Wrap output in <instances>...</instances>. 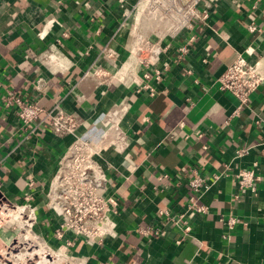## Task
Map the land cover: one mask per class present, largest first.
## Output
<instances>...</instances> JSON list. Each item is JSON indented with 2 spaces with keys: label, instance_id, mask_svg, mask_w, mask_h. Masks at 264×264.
Here are the masks:
<instances>
[{
  "label": "crops",
  "instance_id": "0c3cea01",
  "mask_svg": "<svg viewBox=\"0 0 264 264\" xmlns=\"http://www.w3.org/2000/svg\"><path fill=\"white\" fill-rule=\"evenodd\" d=\"M137 2L0 0V200L24 203L33 193L41 204L67 146L100 140L106 114L117 111L129 139L123 152L106 154L117 233L102 244H68L41 210L38 229L59 250L55 264H264V82L240 108L217 82L239 54L264 69V0H205L207 19L163 38L157 67H169L154 97L133 53L137 34H152L136 11L128 15ZM12 90L45 108L60 104L79 119L76 134L58 137L47 121L33 132L7 101ZM242 168L259 176L256 192L239 187ZM196 170L208 182L196 199L206 212L192 206Z\"/></svg>",
  "mask_w": 264,
  "mask_h": 264
},
{
  "label": "built area",
  "instance_id": "2783aa9c",
  "mask_svg": "<svg viewBox=\"0 0 264 264\" xmlns=\"http://www.w3.org/2000/svg\"><path fill=\"white\" fill-rule=\"evenodd\" d=\"M133 10L137 12V23L144 22L151 27V37L137 34L133 53L138 55L144 69L142 86L154 97L157 93L154 81L155 83L160 81L164 70L169 67L168 61L163 62L164 68L157 67V63L168 49L163 44V38L194 30L198 22L209 17L210 9L205 0H138L128 13L129 16ZM251 30H256V26H251ZM190 39L193 40L194 37ZM188 51V44L179 48L181 53ZM102 54L113 57L115 52L104 49ZM95 72L99 75L104 74L103 69ZM217 82L220 90L236 96L240 108L249 102L252 93L264 82V69L259 61L251 62L239 54L218 75ZM7 101L18 105L20 119L26 125L33 124V132L47 121L56 136L65 137L75 135L80 125L77 116L66 112L60 104L45 108L38 101H25L14 90L8 93ZM104 125L105 131L100 140L76 137L67 146L46 185L47 190L41 197V204L35 203V195L29 193L25 196L24 203L0 200V209L6 210L12 204L13 213L10 211L9 214H15L16 219H24L25 224L21 220L20 223L31 227H39L42 210L50 216L55 237L68 244L76 238H83L91 245L102 244L108 236L115 235L117 233L115 215L120 202L117 189L108 176L106 154L108 151L123 152L129 145V139L121 126L117 111L106 114ZM235 175L241 189L256 192L259 176L254 169L242 168ZM214 177L219 178V175L216 174ZM189 184L195 192L192 206L198 212H206L207 206L196 200L208 187L206 178L196 170ZM29 185L32 187L34 182H29ZM160 212L171 216L170 210ZM172 218L177 219L174 216ZM237 220L236 216H232L228 223L233 226ZM183 229L185 233H190L191 227L186 225ZM56 257L60 258L59 255Z\"/></svg>",
  "mask_w": 264,
  "mask_h": 264
},
{
  "label": "rangeland",
  "instance_id": "374dc122",
  "mask_svg": "<svg viewBox=\"0 0 264 264\" xmlns=\"http://www.w3.org/2000/svg\"><path fill=\"white\" fill-rule=\"evenodd\" d=\"M11 209H14L12 204L6 210L0 209L3 212L2 215L0 214V264H37L38 261H40L39 264H55L58 262L59 259L56 253L54 254V251H59L56 249L57 246L48 242L38 227L23 225L20 220L24 222V219H16L15 214L10 215ZM36 249H43L44 253H39L35 257L32 251ZM18 253H21L20 257L16 256Z\"/></svg>",
  "mask_w": 264,
  "mask_h": 264
},
{
  "label": "bare ground",
  "instance_id": "6f19581e",
  "mask_svg": "<svg viewBox=\"0 0 264 264\" xmlns=\"http://www.w3.org/2000/svg\"><path fill=\"white\" fill-rule=\"evenodd\" d=\"M34 253V251H32ZM39 253H44L43 251H38L36 254L38 255ZM56 253V255L58 254L56 251H54V254ZM14 254V253H13ZM21 253L16 254V256L20 257ZM13 257V256H12ZM34 259V258H33ZM48 260V259H47ZM49 261V260H48ZM40 261L37 262V264H39Z\"/></svg>",
  "mask_w": 264,
  "mask_h": 264
}]
</instances>
